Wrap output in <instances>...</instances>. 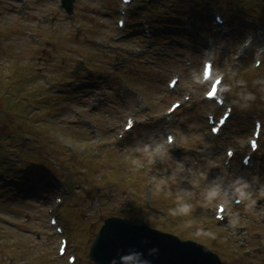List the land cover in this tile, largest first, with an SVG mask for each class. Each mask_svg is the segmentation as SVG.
Returning <instances> with one entry per match:
<instances>
[{
  "label": "rangeland",
  "instance_id": "obj_1",
  "mask_svg": "<svg viewBox=\"0 0 264 264\" xmlns=\"http://www.w3.org/2000/svg\"><path fill=\"white\" fill-rule=\"evenodd\" d=\"M60 1L0 0V174L34 184L24 190L0 175V264H71V253L75 264H98L91 245L108 216L144 218L224 264H264V6L133 0L124 13L122 0H72L69 14ZM166 1L185 5L179 19L164 18ZM164 24L172 30L162 34ZM207 59L233 106L219 136L207 114L224 108L204 97ZM174 101L183 104L169 115ZM129 117L135 129L121 139ZM255 119L260 147L245 166ZM237 181L251 199L239 197ZM183 204L190 210L173 215Z\"/></svg>",
  "mask_w": 264,
  "mask_h": 264
},
{
  "label": "water",
  "instance_id": "obj_2",
  "mask_svg": "<svg viewBox=\"0 0 264 264\" xmlns=\"http://www.w3.org/2000/svg\"><path fill=\"white\" fill-rule=\"evenodd\" d=\"M72 12V0H64ZM101 264H222L217 254L193 240L151 227L142 218L107 217L92 247Z\"/></svg>",
  "mask_w": 264,
  "mask_h": 264
},
{
  "label": "clouds",
  "instance_id": "obj_3",
  "mask_svg": "<svg viewBox=\"0 0 264 264\" xmlns=\"http://www.w3.org/2000/svg\"><path fill=\"white\" fill-rule=\"evenodd\" d=\"M245 100L248 99H252L251 95L249 94L247 97H244ZM237 186L235 191L238 193L239 197L243 200V199H251V193L248 191V188L250 187V185L247 182H243L241 183L240 181H237ZM217 193L215 191H212L209 193L210 197H214ZM253 203H255L253 201ZM190 210V205L187 204H183L181 206H179L178 209H174L172 210V214L175 215L177 211H179L181 214H185ZM236 221H233V223H235ZM122 261L124 262V264H127V257H123ZM146 264V262H145Z\"/></svg>",
  "mask_w": 264,
  "mask_h": 264
},
{
  "label": "trees",
  "instance_id": "obj_4",
  "mask_svg": "<svg viewBox=\"0 0 264 264\" xmlns=\"http://www.w3.org/2000/svg\"><path fill=\"white\" fill-rule=\"evenodd\" d=\"M182 2V1H181ZM240 2V1H239ZM259 5H258V7H260L261 9H263V6H264V0H260L259 1ZM185 5L183 4H178L177 3V1H175L173 4H172V13L174 14L173 16H176V15H179L180 13H182V9H184L183 7H184ZM180 11V12H179ZM185 11V10H184ZM258 11H262V10H258ZM256 9H255V12L257 13V14H259V12H258ZM256 14V15H257ZM34 108H36V106L34 107ZM26 137H28V136H26ZM29 138V137H28ZM2 166V168L4 167V165H1ZM10 172V171H9ZM0 175H2L1 177H3L2 179H3V181L5 182V184H7V185H9V183L12 181L13 183H14V181L15 182H19V188H22V183L21 182H24V179H19L18 177H17V179H16V177L15 176H8V175H4V174H0ZM24 175H29V174H24ZM22 180V181H21ZM7 185H5V186H7ZM34 184H33V182H32V184L28 187V186H24L23 188L26 190V189H32V188H34V187H32Z\"/></svg>",
  "mask_w": 264,
  "mask_h": 264
},
{
  "label": "snow or ice",
  "instance_id": "obj_5",
  "mask_svg": "<svg viewBox=\"0 0 264 264\" xmlns=\"http://www.w3.org/2000/svg\"><path fill=\"white\" fill-rule=\"evenodd\" d=\"M126 2H127V0H126ZM216 83L219 84L220 81H217ZM216 94H217V89H216V86L213 85L212 90L208 93V95L214 97ZM129 126L131 127V123L129 124ZM221 211H222V209H221Z\"/></svg>",
  "mask_w": 264,
  "mask_h": 264
},
{
  "label": "bare ground",
  "instance_id": "obj_6",
  "mask_svg": "<svg viewBox=\"0 0 264 264\" xmlns=\"http://www.w3.org/2000/svg\"><path fill=\"white\" fill-rule=\"evenodd\" d=\"M168 2H169V4L171 3L170 1H168ZM168 2H167V3H168ZM223 83H224V82H223ZM223 83H222V84H223ZM178 84H179V82H178ZM177 86H178V85H177ZM178 109H179V108H178ZM178 109H176L174 112H176ZM132 130H133V129H132Z\"/></svg>",
  "mask_w": 264,
  "mask_h": 264
}]
</instances>
